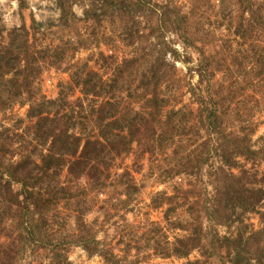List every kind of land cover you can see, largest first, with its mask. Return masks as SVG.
I'll return each instance as SVG.
<instances>
[{"label":"rangeland","instance_id":"obj_1","mask_svg":"<svg viewBox=\"0 0 264 264\" xmlns=\"http://www.w3.org/2000/svg\"><path fill=\"white\" fill-rule=\"evenodd\" d=\"M0 264H264V0H0Z\"/></svg>","mask_w":264,"mask_h":264}]
</instances>
